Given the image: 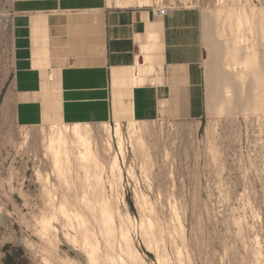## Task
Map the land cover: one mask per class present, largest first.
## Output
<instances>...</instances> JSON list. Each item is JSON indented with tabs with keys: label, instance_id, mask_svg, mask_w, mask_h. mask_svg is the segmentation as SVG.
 <instances>
[{
	"label": "rangeland",
	"instance_id": "obj_1",
	"mask_svg": "<svg viewBox=\"0 0 264 264\" xmlns=\"http://www.w3.org/2000/svg\"><path fill=\"white\" fill-rule=\"evenodd\" d=\"M146 1L199 14L202 113L119 123L117 134L116 125L90 123V114L18 123L2 103L10 0H0V264H133L93 210L104 197L116 225L129 230L139 264H254L256 252L264 259V0ZM75 124L92 158H82ZM57 132L67 153L59 171L49 147ZM85 236L96 250L81 249ZM94 250L90 263L85 256Z\"/></svg>",
	"mask_w": 264,
	"mask_h": 264
},
{
	"label": "crops",
	"instance_id": "obj_2",
	"mask_svg": "<svg viewBox=\"0 0 264 264\" xmlns=\"http://www.w3.org/2000/svg\"><path fill=\"white\" fill-rule=\"evenodd\" d=\"M106 0H10L2 103L21 125H98L202 113L199 14Z\"/></svg>",
	"mask_w": 264,
	"mask_h": 264
},
{
	"label": "bare ground",
	"instance_id": "obj_3",
	"mask_svg": "<svg viewBox=\"0 0 264 264\" xmlns=\"http://www.w3.org/2000/svg\"><path fill=\"white\" fill-rule=\"evenodd\" d=\"M139 5L140 6H149L150 5V1H146V0H139ZM231 19V18H230ZM249 58V57H248ZM115 129L114 131L117 133V134H121V128H120V124L119 123H116L115 124ZM58 127V126H57ZM74 134H76V138H77V144H78V147L80 149H85L86 151H84L83 153H81L82 155V158L83 159H88V158H92V153L90 152V146L88 147L89 143L83 138V136L79 133V125L78 124H75L73 125V127H71ZM58 129V128H57ZM68 129V128H66ZM71 131V130H70ZM60 132V130L58 131ZM57 132V139L56 138H52L50 139V149H51V152L55 158L54 162H55V168L59 171V162H62V160L64 159H67V158H62V156L66 157L65 155L67 154L65 151L63 153V150L64 149H61L59 146L63 147L65 146L66 144L62 145L63 143H65L66 141H64V138H62V136H58V133ZM61 133H63V131H61ZM62 135V134H61ZM119 136V135H118ZM88 143V144H87ZM54 145H56V147H54ZM62 155V156H61ZM60 157L62 158L61 161L60 160ZM116 164V162H115ZM62 169V168H61ZM112 169H115L114 167ZM119 176H121V170L119 169ZM118 173V172H117ZM101 175H98L96 173L93 174L92 178H94V184L93 186H96V187H100L101 185V178H100ZM63 178V177H62ZM85 201V200H84ZM88 205V204H87ZM61 210V209H60ZM93 210H96L100 213V217L102 219V222H103V226L105 227L106 231L107 232H111V231H116V233H118V247L120 249V251H122V253H126V255L131 259L133 258V261L129 259V261H131L133 264H139V261H140V253L138 251V249L136 248V246L134 245V242H133V239L129 233V230L123 226V224H120L119 225H116V220H115V213H114V209L112 208L111 206V203L109 201V199L107 197H104L103 200H101L99 203L96 204L95 207H93ZM62 214L63 213H66L63 210H61ZM176 212V211H175ZM97 213V212H96ZM98 213V214H99ZM117 216V215H116ZM120 219V218H119ZM72 220V219H71ZM177 220L178 222L180 221L179 218L177 217ZM148 222V221H147ZM45 223H49V222H45ZM149 223V222H148ZM47 224H45V227L48 228V226H46ZM50 224V223H49ZM44 225V224H43ZM145 224L143 223L141 225V228L143 229V231L145 232L146 235L150 234L151 236V231L152 229H150L151 226H144ZM91 226V225H90ZM180 226V225H179ZM44 227V226H43ZM63 227V226H62ZM152 228V227H151ZM57 230V229H56ZM105 231V230H104ZM102 232V231H101ZM43 233V232H42ZM154 233V232H153ZM149 236V238H151ZM68 238V235H66L64 238ZM92 237V236H91ZM154 238V237H152ZM154 241V240H153ZM79 248V247H78ZM97 249L96 246H93L92 242L85 236L84 240H83V244L81 246V249L86 251V249ZM95 250L92 251V252H88L87 251V261L90 262V263H94L93 261L95 260L94 259V254H95ZM123 253V254H124ZM82 254V253H81ZM84 257V258H85ZM122 259V258H121ZM161 261V260H160ZM252 261H254V264H264V259L262 258V256H260L257 252L253 255V258H252Z\"/></svg>",
	"mask_w": 264,
	"mask_h": 264
},
{
	"label": "built area",
	"instance_id": "obj_4",
	"mask_svg": "<svg viewBox=\"0 0 264 264\" xmlns=\"http://www.w3.org/2000/svg\"><path fill=\"white\" fill-rule=\"evenodd\" d=\"M168 11H169V9H168L167 7L159 8V10H158V14L163 16V15H165Z\"/></svg>",
	"mask_w": 264,
	"mask_h": 264
}]
</instances>
